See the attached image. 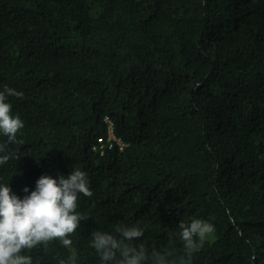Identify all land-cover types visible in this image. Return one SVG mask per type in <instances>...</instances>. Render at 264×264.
I'll return each instance as SVG.
<instances>
[{
  "label": "trees",
  "instance_id": "trees-1",
  "mask_svg": "<svg viewBox=\"0 0 264 264\" xmlns=\"http://www.w3.org/2000/svg\"><path fill=\"white\" fill-rule=\"evenodd\" d=\"M5 86L24 128L0 134L20 155L0 183L22 199L76 166L93 192L71 249L34 264H101L91 234L117 224L176 264H264V0H0ZM111 126L123 147L99 143ZM183 215L217 231L191 257Z\"/></svg>",
  "mask_w": 264,
  "mask_h": 264
},
{
  "label": "clouds",
  "instance_id": "clouds-1",
  "mask_svg": "<svg viewBox=\"0 0 264 264\" xmlns=\"http://www.w3.org/2000/svg\"><path fill=\"white\" fill-rule=\"evenodd\" d=\"M23 92L5 86L0 91V134L9 143L17 142L18 132L24 121L12 113L9 96L23 98ZM12 159H20L17 151L0 145V166ZM29 193L27 187L23 190ZM91 197L93 192L87 173L74 166L71 174L55 178L42 175L36 181L35 190L22 199L13 193L9 184L0 183V264H34L31 253L41 246L47 251L53 241L71 249L75 234L82 220L77 212L80 195ZM178 233H169V239L179 236L188 257L203 247L208 236L214 233V225L202 219L191 222L181 220ZM144 229L117 224L112 232L96 230L91 234L90 245L100 254L101 264H176L174 248L151 251L140 241ZM59 264H77L75 253Z\"/></svg>",
  "mask_w": 264,
  "mask_h": 264
},
{
  "label": "built area",
  "instance_id": "built-area-1",
  "mask_svg": "<svg viewBox=\"0 0 264 264\" xmlns=\"http://www.w3.org/2000/svg\"><path fill=\"white\" fill-rule=\"evenodd\" d=\"M98 141L102 147L108 146L111 148L115 146V143H118L121 147L124 145L123 141L114 134L112 126L110 127L109 137H100Z\"/></svg>",
  "mask_w": 264,
  "mask_h": 264
},
{
  "label": "rangeland",
  "instance_id": "rangeland-1",
  "mask_svg": "<svg viewBox=\"0 0 264 264\" xmlns=\"http://www.w3.org/2000/svg\"><path fill=\"white\" fill-rule=\"evenodd\" d=\"M183 217L185 219H187L189 222H191V220L193 219H200L198 217H195V216H190V215H183ZM203 220V219H202ZM217 237V231L215 230L214 233H212L210 236H208L206 239H209V240H214L215 238Z\"/></svg>",
  "mask_w": 264,
  "mask_h": 264
}]
</instances>
